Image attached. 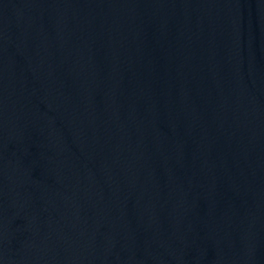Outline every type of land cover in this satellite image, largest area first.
I'll return each mask as SVG.
<instances>
[{"label": "water", "instance_id": "1", "mask_svg": "<svg viewBox=\"0 0 264 264\" xmlns=\"http://www.w3.org/2000/svg\"><path fill=\"white\" fill-rule=\"evenodd\" d=\"M0 264H264V0H0Z\"/></svg>", "mask_w": 264, "mask_h": 264}]
</instances>
